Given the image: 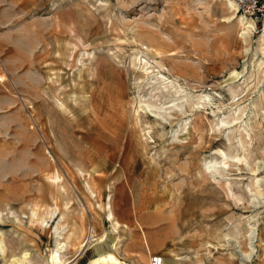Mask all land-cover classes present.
Wrapping results in <instances>:
<instances>
[{
	"label": "rangeland",
	"instance_id": "1",
	"mask_svg": "<svg viewBox=\"0 0 264 264\" xmlns=\"http://www.w3.org/2000/svg\"><path fill=\"white\" fill-rule=\"evenodd\" d=\"M263 35L227 0H0V264H67L87 249L71 264H264ZM190 64L198 79L180 83L214 106L157 122L186 106L159 69L171 81ZM97 67L96 128L85 97L97 87L75 92L70 120L49 77Z\"/></svg>",
	"mask_w": 264,
	"mask_h": 264
},
{
	"label": "bare ground",
	"instance_id": "2",
	"mask_svg": "<svg viewBox=\"0 0 264 264\" xmlns=\"http://www.w3.org/2000/svg\"><path fill=\"white\" fill-rule=\"evenodd\" d=\"M228 2H229V4H230V6H231V8L234 10V11H237L238 12V9H239V7H238V4L235 2V1H233V0H227ZM241 21L243 22V24L245 25V28L248 30V32H251V31H253V30H255V22L254 21H252V20H249L250 22H247V21H245L244 22V19L243 18H241ZM153 41H155V40H153ZM152 41V42H153ZM262 41L264 42V35L262 36ZM136 42H138V41H136ZM142 45H144V44H142ZM146 45V44H145ZM145 45H144V47H145ZM148 45V44H147ZM164 46H168V44L167 43H164L163 44ZM160 46V45H159ZM159 46H157V45H154L153 46V48L149 45L148 47H151L152 49L151 50H149V49H147V47H146V50H148L149 52H150V54H152V55H155V56H158V55H160V54H162L163 52L164 53H167L165 50H164V48H162L161 46L159 47ZM142 47V46H141ZM143 47V48H144ZM145 49V48H144ZM158 58V57H157ZM142 63H144L143 65L145 66V69H146V71L147 72H149V73H152L153 71H150V69L152 68V64L149 62V61H147V60H144V61H142ZM264 64V62H261L260 64H259V66L260 65H263ZM158 65H160V68L162 69V70H165V67H164V65H162L160 62H158ZM84 69H87V67H84ZM185 69H186V73H178V74H175L174 75V80H171L170 81V77H167L165 74H163V72H161L160 71V69H159V73L156 75V76H158V75H161V76H158L160 79L159 80H162V83L163 84H167V86H168V88L169 87H171V91L173 90V89H175V92L174 93H176L175 94V96H178V98L177 99H182V98H184L185 99V104H186V106L184 105V103L183 102H180L179 104H174L173 106H171L174 110L175 109H180V113L181 114H175V115H170L168 112H167V108H165L166 109V111H163L164 113H155V114H153V115H151L152 117H154V118H156L157 119V122H159V119L161 120V119H163V120H167V118L165 117V116H170V117H174V118H182V116H184L185 114H187V112L186 111H184V109H183V107H189L190 109H191V111H195V110H199L200 111V108L201 107H213L214 106V99H213V97L212 96H210V95H206V96H199V95H194V93L193 92H191V93H186V90H185V88L182 86V84L180 83V81H179V79H183L185 82H188V84H189V82H192V80L191 79H198V68L197 67H195V66H192V64H190V65H185ZM158 71V70H157ZM170 71V70H169ZM184 72V71H183ZM148 78V77H147ZM146 78V79H147ZM149 80V79H148ZM147 80V81H148ZM152 80V79H151ZM154 80V79H153ZM144 81V80H143ZM146 81V82H147ZM155 81H156V79H155ZM157 82H159V81H157ZM196 82V81H195ZM161 83V84H162ZM185 85V84H184ZM191 86V85H190ZM156 87V86H155ZM193 90H195L194 88H193ZM192 90V91H193ZM170 92V91H169ZM183 94H185V95H183ZM169 95V94H168ZM164 96V95H163ZM163 96H161V97H163ZM140 98V97H139ZM165 98V97H164ZM187 98V99H186ZM162 99V98H161ZM140 100H141V98H140ZM183 100V99H182ZM181 100V101H182ZM175 101V100H174ZM184 101V100H183ZM59 104V103H58ZM146 107H149L148 105L146 106ZM60 108H62V109H66L65 107H60ZM172 108H169L168 110H172ZM149 109V108H148ZM163 110H164V108H163ZM170 110V111H171ZM159 112V111H158ZM148 114V113H147ZM164 114H166L165 116H164ZM236 120H238V119H236ZM235 120V121H236ZM170 123V122H169ZM173 123V122H172ZM240 122H238L237 121V124H239ZM186 124V123H185ZM224 125H226V124H224ZM184 127V126H183ZM150 133V132H149ZM193 131L191 130V128L190 127H186V130H185V137H186V139L185 140H189V138H191V137H193ZM144 151H146V147L144 148ZM214 169L216 170V171H218V169L219 168H217L216 166H208L207 165V171H209V172H211V173H213L214 172ZM51 181H52V183H54L55 185H57V186H62V178H61V176H59V175H55L53 178H51L50 179ZM63 190L64 191H66L65 190V188L63 187ZM109 208V207H108ZM54 209V208H53ZM56 209H55V211H52L51 213H50V219H49V221L50 220H52V219H55V216H56ZM34 214V213H33ZM108 220L110 221V222H112L113 223V227H114V231L117 233L118 232V230H119V228H120V225L118 224V223H116L115 222V219H114V216H113V214H112V212L111 211H109L108 212ZM37 221H40L39 219L37 220ZM49 221L47 222V220H43V221H41L40 222V225L41 226H43L46 222H47V224L49 223ZM65 231V229H60L59 227H56L55 228V235H56V239H57V251H55V252H57L58 254H62L63 255V253H65L66 251H67V249H68V245H67V243L66 242H63V241H61V239H63V235H64V232ZM249 237L252 239V238H254L253 237V234H252V232H251V235H249ZM94 238V236H90L89 238H88V240L86 239L85 240V242L81 245V251H83V250H85V248L87 247V245H88V243H89V240L91 241V240H93V241H96V240H94L93 239ZM103 240V239H102ZM102 240H101V242H102ZM56 253V254H57ZM55 254V255H56ZM57 254V255H58ZM60 256V255H59ZM79 256V255H78ZM78 256H76L74 259H72L69 263H67V264H71L72 262H74L77 258H78ZM55 257V256H54ZM56 259H58V257H56ZM56 264H65V263H62L61 262V260L60 261H58V263H57V261H56ZM165 264V263H164Z\"/></svg>",
	"mask_w": 264,
	"mask_h": 264
},
{
	"label": "crops",
	"instance_id": "3",
	"mask_svg": "<svg viewBox=\"0 0 264 264\" xmlns=\"http://www.w3.org/2000/svg\"><path fill=\"white\" fill-rule=\"evenodd\" d=\"M101 71H102V69L97 67L95 73L94 72L92 74L90 73L88 76L84 75L82 72L74 71L71 74V82H70V80H65L66 78L64 75L58 79L59 81L61 79H63V81L65 80L64 83L59 84V86L55 85V83H52V82H54V80H53V79H55L54 77H49V81H52L51 83H49L50 84L49 89L51 90V87L53 88V90H54L53 91V98L57 102V107H59V111L62 114L68 116L70 120H74L75 115L73 113V108H74V103L77 102V94L75 92L78 90H83L87 86H89L91 89L97 87L96 91L90 92V90H88L89 93H88V96L85 97V100H86L85 102H86V105H88L89 109L91 110V114H90L91 117L94 115V121L91 124L92 127L94 126L97 128L100 125V124L99 125L97 124V123H100L99 116H97V115H99V113L97 111V102H98V98H99L101 89L98 87V82L96 85L94 80H95V77L99 79ZM111 75H112V73H111ZM113 79L114 78L112 76V80ZM78 85H80L79 88H78ZM60 107H65L66 109H62ZM95 123L97 124V126H95L96 125ZM117 124H118L117 119L112 120L109 125L105 126L104 132L102 133V136L107 138V139L108 138L111 139L113 136L110 134L109 129L112 126H116ZM108 132H109V134H108ZM87 250H85L82 254L81 253L79 254V256H78L79 258H78L77 262L84 260V256H85V253L87 252ZM75 264H77V263H75Z\"/></svg>",
	"mask_w": 264,
	"mask_h": 264
},
{
	"label": "built area",
	"instance_id": "4",
	"mask_svg": "<svg viewBox=\"0 0 264 264\" xmlns=\"http://www.w3.org/2000/svg\"><path fill=\"white\" fill-rule=\"evenodd\" d=\"M238 4V12L246 17L256 16L264 21V0H234ZM164 258L160 255H153L150 264H164Z\"/></svg>",
	"mask_w": 264,
	"mask_h": 264
}]
</instances>
